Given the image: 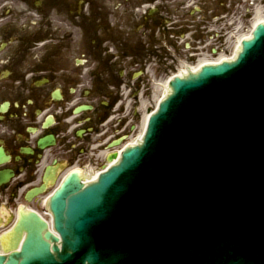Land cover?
Instances as JSON below:
<instances>
[{
	"label": "water",
	"instance_id": "water-1",
	"mask_svg": "<svg viewBox=\"0 0 264 264\" xmlns=\"http://www.w3.org/2000/svg\"><path fill=\"white\" fill-rule=\"evenodd\" d=\"M112 159L49 196L57 235L20 209L0 264H264V23L232 59L173 76Z\"/></svg>",
	"mask_w": 264,
	"mask_h": 264
},
{
	"label": "flooded vegetation",
	"instance_id": "flooded-vegetation-1",
	"mask_svg": "<svg viewBox=\"0 0 264 264\" xmlns=\"http://www.w3.org/2000/svg\"><path fill=\"white\" fill-rule=\"evenodd\" d=\"M18 1L0 0V234L135 132L142 74L230 53L253 17V0Z\"/></svg>",
	"mask_w": 264,
	"mask_h": 264
},
{
	"label": "rangeland",
	"instance_id": "rangeland-1",
	"mask_svg": "<svg viewBox=\"0 0 264 264\" xmlns=\"http://www.w3.org/2000/svg\"><path fill=\"white\" fill-rule=\"evenodd\" d=\"M7 2H5V4L3 5H1V6H6V7H10V8H12V9H14V10H21L22 9V7H25V4L24 3H22L21 1H18V0H6ZM29 1V6H28V8L30 9V14H32L33 12L34 13H36L37 11H35L32 7H33V1L34 0H28ZM47 1H49V0H47ZM253 2H254V5H256L258 8H260V12L264 15V6L262 5L263 4V2H264V0H253ZM1 4V3H0ZM0 6V7H1ZM255 8V7H254ZM253 10H255V9H253ZM254 13V12H253ZM261 14V15H262ZM256 16H258L257 15V13L255 12L254 13V15H253V20H255L254 18H256ZM10 19V18H9ZM22 22V21H21ZM35 52H37V50H35ZM228 54V53H227ZM71 65H73V64H71ZM118 65L117 66H110V68L109 69H113L115 72L118 70ZM153 74H142L141 75V82H140V84H141V86H143V91H144V100H145V102H146V106H147V108L149 107V108H151L152 107V104H153V102H154V97L156 96H158L159 95V91H160V88H158V86L157 87H154V83L156 84V83H160V82H162L163 80H165V78L167 77V76H169L170 74H164V75H162V76H157V74H156V76L154 77V76H152ZM159 75V74H158ZM155 79V82L153 83V80ZM145 106V107H146ZM143 113H144V110H143Z\"/></svg>",
	"mask_w": 264,
	"mask_h": 264
},
{
	"label": "bare ground",
	"instance_id": "bare-ground-1",
	"mask_svg": "<svg viewBox=\"0 0 264 264\" xmlns=\"http://www.w3.org/2000/svg\"><path fill=\"white\" fill-rule=\"evenodd\" d=\"M259 19H261V17L258 16V18H257L255 21H257V20H259ZM255 21H254V22H255ZM161 85H162V84H160L159 86L161 87ZM144 118H145V114L143 115V124H144Z\"/></svg>",
	"mask_w": 264,
	"mask_h": 264
}]
</instances>
